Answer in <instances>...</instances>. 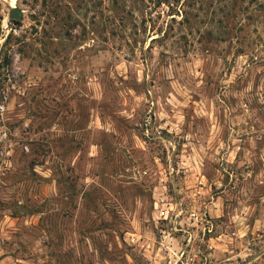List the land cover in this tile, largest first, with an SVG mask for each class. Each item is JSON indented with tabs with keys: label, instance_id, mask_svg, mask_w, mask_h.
Returning a JSON list of instances; mask_svg holds the SVG:
<instances>
[{
	"label": "rangeland",
	"instance_id": "obj_1",
	"mask_svg": "<svg viewBox=\"0 0 264 264\" xmlns=\"http://www.w3.org/2000/svg\"><path fill=\"white\" fill-rule=\"evenodd\" d=\"M3 51L0 264H264V0H0Z\"/></svg>",
	"mask_w": 264,
	"mask_h": 264
},
{
	"label": "trees",
	"instance_id": "obj_2",
	"mask_svg": "<svg viewBox=\"0 0 264 264\" xmlns=\"http://www.w3.org/2000/svg\"><path fill=\"white\" fill-rule=\"evenodd\" d=\"M12 20L18 21V20H15V19H12ZM8 41H9V39L6 41V43ZM2 54L3 55L5 54V56L3 57V61L1 63V65H0V68L4 69V68H6V67H8L10 65V58H9L8 54L5 53L4 51L2 52Z\"/></svg>",
	"mask_w": 264,
	"mask_h": 264
},
{
	"label": "water",
	"instance_id": "obj_3",
	"mask_svg": "<svg viewBox=\"0 0 264 264\" xmlns=\"http://www.w3.org/2000/svg\"><path fill=\"white\" fill-rule=\"evenodd\" d=\"M10 17H11V19L21 20L23 17V13L20 10H18L17 8H13L11 10V16Z\"/></svg>",
	"mask_w": 264,
	"mask_h": 264
}]
</instances>
